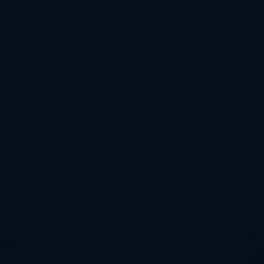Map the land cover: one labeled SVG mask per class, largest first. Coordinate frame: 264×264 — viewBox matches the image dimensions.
Instances as JSON below:
<instances>
[{
  "label": "water",
  "instance_id": "obj_1",
  "mask_svg": "<svg viewBox=\"0 0 264 264\" xmlns=\"http://www.w3.org/2000/svg\"><path fill=\"white\" fill-rule=\"evenodd\" d=\"M0 264H264V0H0Z\"/></svg>",
  "mask_w": 264,
  "mask_h": 264
}]
</instances>
